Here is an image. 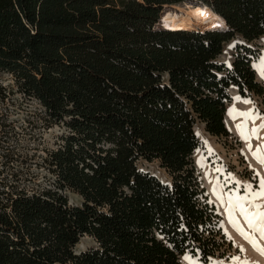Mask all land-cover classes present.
Returning <instances> with one entry per match:
<instances>
[{
    "label": "trees",
    "instance_id": "16d2710c",
    "mask_svg": "<svg viewBox=\"0 0 264 264\" xmlns=\"http://www.w3.org/2000/svg\"><path fill=\"white\" fill-rule=\"evenodd\" d=\"M184 3L211 9L226 29L154 28L168 29L164 7ZM236 37L247 45L229 68L217 58ZM262 37L264 0H0V73L70 131L44 161L53 188L0 190V264L223 258L231 243L196 174V127L229 136L232 86L264 96L249 45ZM141 161H158L172 182ZM85 236L95 246L77 252Z\"/></svg>",
    "mask_w": 264,
    "mask_h": 264
},
{
    "label": "rangeland",
    "instance_id": "374dc122",
    "mask_svg": "<svg viewBox=\"0 0 264 264\" xmlns=\"http://www.w3.org/2000/svg\"><path fill=\"white\" fill-rule=\"evenodd\" d=\"M187 5L190 6V4ZM187 5L185 3L169 5L163 8L161 14L167 11L170 12L168 16L171 17L187 8ZM220 25L219 28H225L222 23ZM240 45L247 44L239 37L226 43L217 61L225 63L230 68L234 64L236 50ZM249 45L258 50L253 69L257 82L264 88V77L260 75L257 67L260 58H264V37ZM228 92L232 98V101L227 103L228 112L225 117L229 136H212L206 131L205 125L199 124L196 131L202 144L192 155L201 189L204 190V198L207 199L209 205L215 208L220 221L221 233L227 238L228 243H231L230 249L225 252L223 258H212L208 264H235V257L240 258V264H244V261H248L249 264H264V255L256 251L252 244L229 222L225 207L214 194V183L210 182L219 179L225 184V195H227L229 189L236 187L227 179V175L232 174L236 180L241 182L240 192L243 194L242 185L251 183L256 188L259 181L256 174L264 176V165L257 162L252 152L248 150V144L242 141L237 131L236 125L243 123V120H233L229 115L233 108L241 112H248L255 108L260 114H264V96L251 93L243 97L236 86L230 87ZM236 97L241 100L250 99L253 103L237 102ZM262 124L264 120L258 119L255 123L250 121L248 127H259ZM0 126V190L10 193L22 190L33 194L53 188L55 178L44 161L51 152L59 149V145L62 144L61 138L70 134V131L63 123L49 124L45 109L40 102L25 96L15 83L14 77L6 73H0ZM259 135L260 139L254 138L251 142L253 150L264 147V131H261ZM140 167L166 183L172 182V178L160 168L158 161L155 163L141 161ZM221 167L226 171L217 172L216 169ZM64 194L68 196L70 205H77L82 201L78 194L70 191H65ZM257 203L264 204V200H258ZM237 219L246 231H250L243 216L237 213ZM257 239L264 246V240H261L258 235ZM95 243L93 239L85 236L76 247V251L90 249L95 246ZM188 256L192 255L183 257L182 264H188L186 260ZM196 259L200 261L199 257ZM200 264L204 263L200 261Z\"/></svg>",
    "mask_w": 264,
    "mask_h": 264
},
{
    "label": "snow or ice",
    "instance_id": "6c2138e0",
    "mask_svg": "<svg viewBox=\"0 0 264 264\" xmlns=\"http://www.w3.org/2000/svg\"><path fill=\"white\" fill-rule=\"evenodd\" d=\"M200 15L207 18L206 13L201 12ZM220 26L221 25H213V27ZM257 67L260 75L264 77V58H260ZM235 99L237 102L246 104L253 103L250 99L241 100L239 97H236ZM229 115L232 116L233 120H243V123L236 125L237 131L239 132L242 141L248 144V150L252 152V155L257 162L264 165V147L253 150L251 143L254 138L260 139L259 133L264 131V124L254 128L248 127L250 121L255 123L258 119L264 120V114H260L259 110L255 108L248 112H241L233 108L230 110ZM205 144H207V142H205ZM209 151H211L210 148ZM216 171L223 173L226 170L221 167L216 169ZM256 175L259 177L257 187L254 188L251 183L242 185L244 189L243 194L240 192L241 182L236 180L235 176L232 174H228L227 179L235 184L236 187L229 189L227 195H225V184H223L219 179L214 182H210L214 183V194L225 207L229 222L237 229L238 232H240L241 235L244 236L245 239L252 244L256 251H258L261 255H264V246H262L257 239L258 235L261 240H264V204L257 203L258 200H264V176H260L259 173ZM237 213L243 216L250 231H246L242 227L237 219ZM186 260L188 261V264H200V261L196 259L195 255L186 257ZM234 261L235 264H240L239 257H235ZM244 264H249V262L244 261Z\"/></svg>",
    "mask_w": 264,
    "mask_h": 264
},
{
    "label": "bare ground",
    "instance_id": "6f19581e",
    "mask_svg": "<svg viewBox=\"0 0 264 264\" xmlns=\"http://www.w3.org/2000/svg\"><path fill=\"white\" fill-rule=\"evenodd\" d=\"M210 10L207 7H203L201 5H187V8L180 10L181 12H178L176 15L171 17L168 16L165 19L166 23L168 24L166 25L168 28L175 31L187 30L196 32L198 30L197 28H202L204 31H217L222 29L219 27H213V25H220V23L225 25V21L219 15H215L213 11L211 10V12ZM201 12L206 13L207 18L200 15Z\"/></svg>",
    "mask_w": 264,
    "mask_h": 264
},
{
    "label": "built area",
    "instance_id": "2783aa9c",
    "mask_svg": "<svg viewBox=\"0 0 264 264\" xmlns=\"http://www.w3.org/2000/svg\"><path fill=\"white\" fill-rule=\"evenodd\" d=\"M139 1H142V0H139ZM154 28L157 29V30H161V29L164 28V27H163V25H161L160 22H159V23H157V24L154 26ZM196 32H205V31H204L203 29H201V30H197Z\"/></svg>",
    "mask_w": 264,
    "mask_h": 264
}]
</instances>
